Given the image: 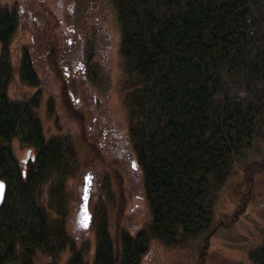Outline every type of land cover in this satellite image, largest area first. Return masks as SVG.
<instances>
[{"label":"trees","instance_id":"1","mask_svg":"<svg viewBox=\"0 0 264 264\" xmlns=\"http://www.w3.org/2000/svg\"><path fill=\"white\" fill-rule=\"evenodd\" d=\"M112 2L134 111L129 132L150 223L135 234L116 228L111 238L100 242L95 260L139 264L150 237L176 243L199 237L193 264H205L216 228L212 222L218 191L236 156L263 130L264 0ZM0 14V47L6 49L16 22L6 6ZM12 72V67L0 63V179L5 183L0 264L17 260L20 250L32 256L41 241L53 236L54 249L59 238L61 248L77 250L65 227H48L49 216L33 192L39 181L36 161L29 175L8 159L9 139L14 135L21 139L24 118L34 119L31 105L8 93ZM38 128L34 142L41 154L46 144L39 139ZM256 165L264 169V155L244 165L246 188H241L229 219L219 225L232 224L250 203L252 187L261 184L254 175ZM247 259L248 264H264V236L249 247ZM72 260L86 264L77 254Z\"/></svg>","mask_w":264,"mask_h":264},{"label":"rangeland","instance_id":"2","mask_svg":"<svg viewBox=\"0 0 264 264\" xmlns=\"http://www.w3.org/2000/svg\"><path fill=\"white\" fill-rule=\"evenodd\" d=\"M4 6L16 22L7 48L0 47V63L13 71L8 93L29 103L34 118L32 122L24 118L21 139L17 135L9 139L7 156L29 175L36 161L34 172L40 182L33 192L49 216L48 227H65L77 249L61 248L59 238L54 249L53 236L41 241L32 256L20 250L17 260L7 264H74L75 254L86 264H99L98 246L116 228L135 234L150 223L140 169L131 170L135 153L129 131L134 111L125 85L116 7L112 0H0V9ZM38 126L39 139L46 144L41 154L34 142ZM262 128L236 156L218 191L212 222L216 228L205 264H248L249 247L264 236V169L259 165L254 175L261 184L252 187L254 195L246 209L232 224H218L229 219L241 188H246L244 165L264 155V124ZM122 147L129 153L126 160L121 159ZM84 184L90 212L87 225L78 213ZM30 199L28 195L25 203L29 205ZM198 242L199 237L179 243L150 237L139 264H193Z\"/></svg>","mask_w":264,"mask_h":264},{"label":"water","instance_id":"3","mask_svg":"<svg viewBox=\"0 0 264 264\" xmlns=\"http://www.w3.org/2000/svg\"><path fill=\"white\" fill-rule=\"evenodd\" d=\"M0 183H2L4 185V191H5V183H4V180L0 179ZM3 198H4V194H3ZM3 198L0 199V205L2 204ZM87 201H88V195L85 192V188H84L83 191H82V194H81V201H80L79 206H80V209L85 212L84 213V216H85L84 224L85 225L88 224V221L90 219V213L88 211Z\"/></svg>","mask_w":264,"mask_h":264},{"label":"flooded vegetation","instance_id":"4","mask_svg":"<svg viewBox=\"0 0 264 264\" xmlns=\"http://www.w3.org/2000/svg\"><path fill=\"white\" fill-rule=\"evenodd\" d=\"M104 144L105 145H107L108 144V142H106V141H104ZM109 147H114V148H116V146L115 145H112V146H109ZM127 148H128V150H129V152H131L130 151V148L127 146ZM109 149V148H108ZM122 149L124 150V155H123V157L121 158V159H124V160H126V158L128 157V150L125 148V147H122ZM109 151H112V150H110L109 149ZM130 157H132V155L130 156ZM129 157V158H130ZM131 170L132 171H134V169L136 168V169H138V166H137V164H135V161L133 160V157H132V160H131ZM86 177H87V175H85V179H86ZM91 181H89V183H90ZM78 213L81 215V217H83V214H84V211L83 210H81L80 208L78 209ZM77 214V213H76ZM81 222L83 221L82 220V218H80L79 219Z\"/></svg>","mask_w":264,"mask_h":264},{"label":"snow or ice","instance_id":"5","mask_svg":"<svg viewBox=\"0 0 264 264\" xmlns=\"http://www.w3.org/2000/svg\"><path fill=\"white\" fill-rule=\"evenodd\" d=\"M3 194H4V185L0 183V199L3 198Z\"/></svg>","mask_w":264,"mask_h":264}]
</instances>
